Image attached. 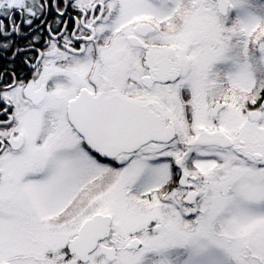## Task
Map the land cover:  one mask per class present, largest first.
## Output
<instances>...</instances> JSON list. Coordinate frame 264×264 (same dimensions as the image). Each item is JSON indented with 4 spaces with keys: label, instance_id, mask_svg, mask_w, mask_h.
Segmentation results:
<instances>
[{
    "label": "snow or ice",
    "instance_id": "6c2138e0",
    "mask_svg": "<svg viewBox=\"0 0 264 264\" xmlns=\"http://www.w3.org/2000/svg\"><path fill=\"white\" fill-rule=\"evenodd\" d=\"M0 264H264V0H0Z\"/></svg>",
    "mask_w": 264,
    "mask_h": 264
}]
</instances>
